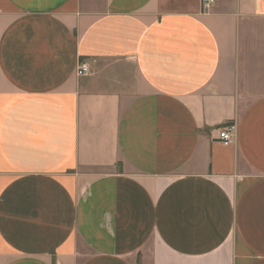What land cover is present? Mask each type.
<instances>
[{"label":"crops","instance_id":"crops-1","mask_svg":"<svg viewBox=\"0 0 264 264\" xmlns=\"http://www.w3.org/2000/svg\"><path fill=\"white\" fill-rule=\"evenodd\" d=\"M0 264H264V0H0Z\"/></svg>","mask_w":264,"mask_h":264},{"label":"built area","instance_id":"built-area-1","mask_svg":"<svg viewBox=\"0 0 264 264\" xmlns=\"http://www.w3.org/2000/svg\"><path fill=\"white\" fill-rule=\"evenodd\" d=\"M213 0H203L205 6H209ZM88 73V67L85 63H79L76 69V74L86 75ZM218 139L224 144H230L233 140L235 131V124H227L218 128Z\"/></svg>","mask_w":264,"mask_h":264}]
</instances>
